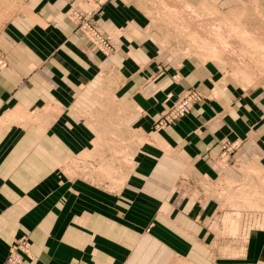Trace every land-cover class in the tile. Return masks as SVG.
Masks as SVG:
<instances>
[{"label":"crops","instance_id":"0c3cea01","mask_svg":"<svg viewBox=\"0 0 264 264\" xmlns=\"http://www.w3.org/2000/svg\"><path fill=\"white\" fill-rule=\"evenodd\" d=\"M70 7L91 12L112 54ZM161 43L137 0H27L0 25V264L22 236L24 264H264V103ZM189 87L217 96L149 133ZM225 143L237 147L220 163ZM79 155L111 183L68 175Z\"/></svg>","mask_w":264,"mask_h":264},{"label":"rangeland","instance_id":"374dc122","mask_svg":"<svg viewBox=\"0 0 264 264\" xmlns=\"http://www.w3.org/2000/svg\"><path fill=\"white\" fill-rule=\"evenodd\" d=\"M137 1L146 7L153 23L159 28L161 44L167 49L166 52L178 59L190 57L213 62L225 77L253 94L257 104L264 103V0H209L204 6L186 4L182 0ZM26 3L27 0H0V25L9 16H17L26 11ZM66 17L99 52L110 55L116 50V44L96 25L91 12L70 7L66 11ZM82 23L101 38V43L80 29ZM6 67L5 55L0 51V72ZM216 96L215 90L206 95L195 87L187 88L171 105L163 108L154 119L149 133L155 134L176 124L189 115L194 106ZM235 145L236 143H225L219 155L234 150ZM87 157L88 155H79L74 160L67 161L64 168L68 170V175L99 183H111L112 176L102 173V165L94 164ZM218 159L220 163L227 160L225 156H217ZM124 160L123 163L126 164L127 157ZM22 237L27 239L26 236ZM18 239L9 245L7 256L10 247ZM30 259H33L32 254ZM24 261L25 258L22 264Z\"/></svg>","mask_w":264,"mask_h":264},{"label":"built area","instance_id":"2783aa9c","mask_svg":"<svg viewBox=\"0 0 264 264\" xmlns=\"http://www.w3.org/2000/svg\"><path fill=\"white\" fill-rule=\"evenodd\" d=\"M80 29L83 30L89 37L95 39L99 43H101V38L97 36L88 25L82 23L80 25ZM235 147V146H234ZM229 152V151H228ZM228 152H222L219 155V158L227 157ZM226 154V155H225ZM31 258L30 254V245L26 238H19L11 247L6 258V264H22L24 258Z\"/></svg>","mask_w":264,"mask_h":264},{"label":"bare ground","instance_id":"6f19581e","mask_svg":"<svg viewBox=\"0 0 264 264\" xmlns=\"http://www.w3.org/2000/svg\"><path fill=\"white\" fill-rule=\"evenodd\" d=\"M239 228V227H238Z\"/></svg>","mask_w":264,"mask_h":264}]
</instances>
